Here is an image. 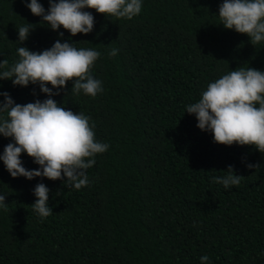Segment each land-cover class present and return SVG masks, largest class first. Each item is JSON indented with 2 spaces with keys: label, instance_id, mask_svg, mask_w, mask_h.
Instances as JSON below:
<instances>
[{
  "label": "trees",
  "instance_id": "1",
  "mask_svg": "<svg viewBox=\"0 0 264 264\" xmlns=\"http://www.w3.org/2000/svg\"><path fill=\"white\" fill-rule=\"evenodd\" d=\"M29 2L0 0V61L14 65L19 46L42 52L57 40L74 43L101 53L91 73L103 91L74 94L69 81L48 97L39 84L0 80V92L21 105L52 98L90 117L96 141L109 147L95 155L79 190L63 180L13 178L0 160L7 204L0 207V264H201L204 255L207 264H264V153L215 143L186 112L222 75L264 71V41L252 45L224 28L223 0H142L131 20L84 9L94 29L75 36L41 23ZM38 2L47 11L48 0ZM28 23L34 29L19 44L17 29ZM10 142L0 135V155ZM20 159L28 170L40 167L26 153ZM229 166L244 178L225 188L214 178ZM38 183L50 189L46 218L31 206Z\"/></svg>",
  "mask_w": 264,
  "mask_h": 264
},
{
  "label": "clouds",
  "instance_id": "2",
  "mask_svg": "<svg viewBox=\"0 0 264 264\" xmlns=\"http://www.w3.org/2000/svg\"><path fill=\"white\" fill-rule=\"evenodd\" d=\"M48 3L47 11L38 0H30L26 6L33 15L42 17L41 23H46L53 31L63 27L72 36L87 35L94 29L95 18L84 9L129 20L142 9V0H48ZM218 16L224 28L246 34L252 45L264 41V0H223ZM31 25L28 23L17 29L19 44L28 39L34 29ZM73 45L57 40L42 52L19 46V60L14 65L9 67L6 59L0 61V80H11L14 86L22 87L39 84L40 91L48 97L59 95V91L53 92V89L59 90L73 81L71 91L74 94L82 91L94 98L103 91L102 81L91 73L101 53ZM117 54V49L109 52V56ZM0 96L3 97L0 135L14 141L8 143L0 155L9 174L28 180L36 177L63 180L65 187L77 190L87 186L86 170L96 163L95 155L104 153L109 147L96 141L95 125L90 124V117L65 110L52 98L21 105L7 92H0ZM186 112L195 115L200 130L213 134L215 143L254 146L264 153V71L240 67L222 75L207 85L197 102L186 106ZM22 153L33 158L40 167L26 169L20 159ZM247 167L258 166L248 164ZM226 172L224 177H215L214 182L229 188L238 186L244 178L235 174L233 166ZM49 192L44 183L34 188L37 199L31 206L41 218L53 214L48 205ZM5 196L0 194V207L7 205ZM208 259L207 255L202 256L201 264H207Z\"/></svg>",
  "mask_w": 264,
  "mask_h": 264
}]
</instances>
